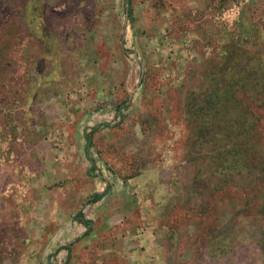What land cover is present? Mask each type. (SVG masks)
I'll return each mask as SVG.
<instances>
[{
  "label": "rangeland",
  "instance_id": "1",
  "mask_svg": "<svg viewBox=\"0 0 264 264\" xmlns=\"http://www.w3.org/2000/svg\"><path fill=\"white\" fill-rule=\"evenodd\" d=\"M138 235L264 264V0H0V264H135Z\"/></svg>",
  "mask_w": 264,
  "mask_h": 264
},
{
  "label": "crops",
  "instance_id": "2",
  "mask_svg": "<svg viewBox=\"0 0 264 264\" xmlns=\"http://www.w3.org/2000/svg\"><path fill=\"white\" fill-rule=\"evenodd\" d=\"M78 212L75 211V213L72 215L73 220ZM24 230L26 231V236H27L26 241L29 242L28 245L30 244L31 247L37 246L40 248V247H45L47 246V244H49L51 236L48 234L47 231H45V225L39 226L35 224H29L25 227ZM60 232H61L60 226L59 224H56V228L53 227L54 239H52L51 242H54V241L56 242L57 240L61 238ZM137 238L138 240L133 238V241H131L130 243L131 244L130 247L134 249L135 248L136 249L138 248V249L137 250L135 249L136 251L134 252H130L129 258L132 260L137 259L134 261L135 264H141V263L142 264L143 263L144 264H159L158 262L159 256L157 255L158 249L161 248L159 243L158 242L155 243L149 237H144L142 235H138ZM71 244L72 243H69L68 246H65V248H63V250L66 251L67 257L71 256V253L69 250ZM142 248H146L145 252L141 250Z\"/></svg>",
  "mask_w": 264,
  "mask_h": 264
},
{
  "label": "trees",
  "instance_id": "3",
  "mask_svg": "<svg viewBox=\"0 0 264 264\" xmlns=\"http://www.w3.org/2000/svg\"><path fill=\"white\" fill-rule=\"evenodd\" d=\"M128 4H129V1H128ZM127 13L128 14L130 13V10L129 9H127ZM104 192H102V193H94L92 195V197L87 200V202L89 203L90 201H93L94 202V201L100 200L103 197ZM74 220L77 221L78 223L84 225L87 229L90 227V222L84 219V216H83V214H82L81 211H79L76 214V216L74 217Z\"/></svg>",
  "mask_w": 264,
  "mask_h": 264
}]
</instances>
